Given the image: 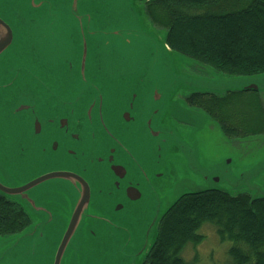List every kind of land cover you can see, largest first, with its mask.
<instances>
[{
	"label": "water",
	"instance_id": "obj_1",
	"mask_svg": "<svg viewBox=\"0 0 264 264\" xmlns=\"http://www.w3.org/2000/svg\"><path fill=\"white\" fill-rule=\"evenodd\" d=\"M30 1L40 8L53 2L65 3L73 12L83 2L81 24L88 21L90 27L103 32L115 27L117 11L110 8L109 0ZM112 1L118 7L117 0ZM137 1L144 4L150 0ZM7 17L12 24L0 16V194L20 204L34 222L22 233L0 238V264H20L11 253L29 242L33 244L28 252L35 254L37 245L48 242L45 228L51 225L63 229L53 245L51 264H88L91 257L84 256L82 237L89 230L94 235L96 223L129 226L134 215L143 220L155 210L158 237L161 221L182 197L222 191L205 188L166 196L167 185L180 176L178 170L187 173L183 165L188 158L198 159L191 149L178 146L175 132L162 125L159 105H144V97L138 101L137 94L125 99V94L109 93L101 86L97 58L89 63L84 26L82 51L75 59L60 46L27 42L28 31L21 30L24 20L20 14ZM40 17L45 14L34 13L32 20ZM165 44L172 50L167 39ZM120 89L125 90L123 86ZM249 90L260 89L252 85L240 91ZM159 98L155 90L147 99L158 102ZM22 115L26 121L17 122L16 118ZM91 127L99 131L82 136V129ZM119 129L126 133L120 135ZM28 152L61 167L18 181L14 173L19 172ZM201 175L206 179V171ZM60 182H66L68 192L53 195L51 207L42 205L46 199L41 187ZM61 211L65 212V219ZM155 243L147 250L143 248L142 255L150 253Z\"/></svg>",
	"mask_w": 264,
	"mask_h": 264
},
{
	"label": "rangeland",
	"instance_id": "obj_2",
	"mask_svg": "<svg viewBox=\"0 0 264 264\" xmlns=\"http://www.w3.org/2000/svg\"><path fill=\"white\" fill-rule=\"evenodd\" d=\"M56 3L40 8L30 0H0V16L12 24L13 21L7 15L20 14L24 20L21 30L28 31L27 42L60 46L67 56L73 55L75 59L82 51L81 28L84 26L89 43V63L93 57L97 58L101 86L109 89V93L125 94V99L137 94L138 101L140 96L144 97V105H148V102L159 105L162 125L175 132L178 146L191 149L193 156L198 159L191 158L189 161V157L183 165L187 173L178 170L179 177L175 173L178 178L175 183L167 185L166 196L171 198L210 188L232 196L248 194L254 198L264 197V133L230 138L216 120L187 102V97L192 93L221 96L252 85L260 89L258 93L264 102V73L229 76L167 49V30L154 26L145 14L144 4L137 0H117L120 9L109 0L110 8L117 11L115 27L110 30L107 28L104 32L97 27H90L88 21L81 24L83 2H80L79 10L75 12L65 3ZM55 4L62 7L53 8ZM34 13H43L45 17L32 20ZM93 19L96 24L97 19ZM137 83L141 85L135 86ZM120 86L125 90H121ZM141 86L143 88L140 90ZM155 90L160 97L158 102L147 99L149 93ZM23 120L26 121L24 115L16 118L17 122ZM95 131L99 129L83 128L82 136ZM20 147H25L27 152L26 146ZM22 165L19 172L14 173L18 181H26L42 171L61 167V164L48 162L34 152H28ZM205 171L206 179L201 175ZM40 192L46 199L42 205L49 204L48 207H51V197L68 192V186L66 182L47 184L41 187ZM61 214L65 219V212L61 211ZM155 218L154 210L149 212V218L143 220L139 215H134L129 226L125 223L124 227L121 224L117 228L112 222L96 223L93 227L96 233L91 235L93 232L89 230L82 237L84 256L87 254L88 259L91 257L88 264H145L149 253L142 255L141 250H147L157 239ZM45 231L49 240L37 245L35 254L28 252L33 244L29 242L20 250L13 251L11 256L20 264H51L53 245L63 229L60 225H51ZM199 233L204 236L203 242L198 245L190 243L182 252L186 264H228L231 261L229 250L234 243L222 241L216 225L206 223ZM42 255H45L43 259Z\"/></svg>",
	"mask_w": 264,
	"mask_h": 264
},
{
	"label": "trees",
	"instance_id": "obj_3",
	"mask_svg": "<svg viewBox=\"0 0 264 264\" xmlns=\"http://www.w3.org/2000/svg\"><path fill=\"white\" fill-rule=\"evenodd\" d=\"M145 14L167 30L169 47L229 76L264 73V0H150ZM190 106L217 121L230 138L264 133V102L256 91L192 93ZM31 223L17 203L0 194V238ZM233 242L228 264H264V199L207 191L182 197L164 216L145 264H186L185 247L198 245L206 224Z\"/></svg>",
	"mask_w": 264,
	"mask_h": 264
},
{
	"label": "flooded vegetation",
	"instance_id": "obj_4",
	"mask_svg": "<svg viewBox=\"0 0 264 264\" xmlns=\"http://www.w3.org/2000/svg\"><path fill=\"white\" fill-rule=\"evenodd\" d=\"M108 122L110 123V120H108ZM99 123H100V125H101V121H99ZM124 124L126 125V121L124 122ZM126 128V127H125ZM118 133L120 134V135H122V134H124V133H126V131H123V130H121V129H119L118 130ZM70 142H72V139L70 140ZM114 143V142H113ZM18 204V203H17ZM18 205H20V204H18ZM21 206V205H20ZM22 207V206H21ZM23 208V207H22ZM24 209V208H23ZM31 220V219H30ZM32 224V220H31V223H30V225ZM29 225V226H30ZM28 226V227H29ZM28 227H26V228H28ZM26 228L24 229V230H26ZM23 230V231H24ZM23 231H21V232H18V233H22ZM18 233H16V234H18ZM13 235V234H12ZM8 236H10V235H8Z\"/></svg>",
	"mask_w": 264,
	"mask_h": 264
},
{
	"label": "snow or ice",
	"instance_id": "obj_5",
	"mask_svg": "<svg viewBox=\"0 0 264 264\" xmlns=\"http://www.w3.org/2000/svg\"><path fill=\"white\" fill-rule=\"evenodd\" d=\"M0 32H2V30H0Z\"/></svg>",
	"mask_w": 264,
	"mask_h": 264
}]
</instances>
